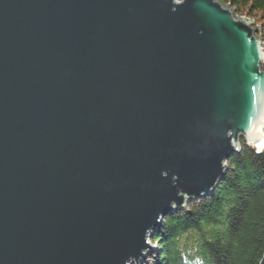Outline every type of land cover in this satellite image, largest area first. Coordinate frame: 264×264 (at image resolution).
<instances>
[{
    "label": "water",
    "instance_id": "1",
    "mask_svg": "<svg viewBox=\"0 0 264 264\" xmlns=\"http://www.w3.org/2000/svg\"><path fill=\"white\" fill-rule=\"evenodd\" d=\"M253 23L218 0H0V264L146 258L264 132Z\"/></svg>",
    "mask_w": 264,
    "mask_h": 264
},
{
    "label": "trees",
    "instance_id": "2",
    "mask_svg": "<svg viewBox=\"0 0 264 264\" xmlns=\"http://www.w3.org/2000/svg\"><path fill=\"white\" fill-rule=\"evenodd\" d=\"M236 15L260 24L264 0H218ZM228 167L207 196L161 217L150 240L154 248L136 264H260L264 257V149L241 140Z\"/></svg>",
    "mask_w": 264,
    "mask_h": 264
},
{
    "label": "bare ground",
    "instance_id": "3",
    "mask_svg": "<svg viewBox=\"0 0 264 264\" xmlns=\"http://www.w3.org/2000/svg\"><path fill=\"white\" fill-rule=\"evenodd\" d=\"M231 9V11L232 12H234V10L232 9V8H230ZM234 15V14H233ZM235 16V15H234ZM242 17H244V18H249L250 20L251 19H253V18H250L249 16H242ZM253 26L254 27H258V29H259V31H258V35L261 37V35L259 34L260 33V26H256V24L255 23H253ZM263 40V39H262ZM255 145H258V146H264V132H262L261 134H260V137H259V139L257 140V141H254L253 142ZM191 200H193V199H191ZM165 215V214H164Z\"/></svg>",
    "mask_w": 264,
    "mask_h": 264
},
{
    "label": "rangeland",
    "instance_id": "4",
    "mask_svg": "<svg viewBox=\"0 0 264 264\" xmlns=\"http://www.w3.org/2000/svg\"><path fill=\"white\" fill-rule=\"evenodd\" d=\"M178 1H181V0H178ZM239 16L242 17V16H248V15L240 14ZM253 20H254L256 26H260V24H259L255 19H253ZM254 145H255V144H254ZM257 147H259V146H257ZM175 210H176V209H175Z\"/></svg>",
    "mask_w": 264,
    "mask_h": 264
},
{
    "label": "clouds",
    "instance_id": "5",
    "mask_svg": "<svg viewBox=\"0 0 264 264\" xmlns=\"http://www.w3.org/2000/svg\"><path fill=\"white\" fill-rule=\"evenodd\" d=\"M260 151V150H259Z\"/></svg>",
    "mask_w": 264,
    "mask_h": 264
}]
</instances>
